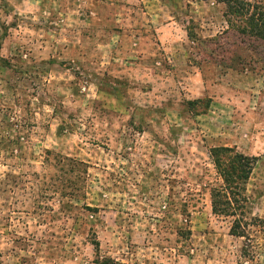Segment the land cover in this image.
Here are the masks:
<instances>
[{"label": "rangeland", "instance_id": "rangeland-1", "mask_svg": "<svg viewBox=\"0 0 264 264\" xmlns=\"http://www.w3.org/2000/svg\"><path fill=\"white\" fill-rule=\"evenodd\" d=\"M227 1L0 0V264H264V59ZM236 154L247 238L211 211Z\"/></svg>", "mask_w": 264, "mask_h": 264}, {"label": "trees", "instance_id": "trees-1", "mask_svg": "<svg viewBox=\"0 0 264 264\" xmlns=\"http://www.w3.org/2000/svg\"><path fill=\"white\" fill-rule=\"evenodd\" d=\"M226 6L228 8L226 16L231 29L230 31L227 30V34H231V36L236 34L235 37L242 44L246 58L248 54L256 56L254 60H251L253 64L256 61L259 62V59H264V8L260 5V1L250 4L245 0H228ZM234 53L235 51H233ZM227 54L231 53L227 52ZM228 60L230 59L228 58ZM236 64H239L240 71H248L249 68L253 70L250 64L248 67V63L240 58ZM220 151L226 152L227 150L222 149ZM232 157V162L216 165L221 183L209 191L211 211L216 216L233 219L229 229V234L232 237L247 238L250 222L241 217L243 203L245 205V199L241 196V191L242 183L250 176L252 164L250 159L241 155L236 154ZM176 233H178L179 238L190 236V231L187 228L177 230ZM92 246L94 251H97L99 244L93 240Z\"/></svg>", "mask_w": 264, "mask_h": 264}]
</instances>
